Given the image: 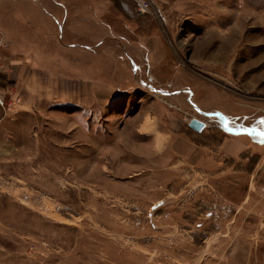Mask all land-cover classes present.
I'll list each match as a JSON object with an SVG mask.
<instances>
[{
	"label": "rangeland",
	"instance_id": "rangeland-1",
	"mask_svg": "<svg viewBox=\"0 0 264 264\" xmlns=\"http://www.w3.org/2000/svg\"><path fill=\"white\" fill-rule=\"evenodd\" d=\"M77 1L0 70V264H264V0Z\"/></svg>",
	"mask_w": 264,
	"mask_h": 264
},
{
	"label": "crops",
	"instance_id": "crops-1",
	"mask_svg": "<svg viewBox=\"0 0 264 264\" xmlns=\"http://www.w3.org/2000/svg\"><path fill=\"white\" fill-rule=\"evenodd\" d=\"M49 5V0H0V35L8 42L7 47L0 48V70L7 76L5 79L15 80L12 76L15 72L23 81L28 67L49 64L50 21L52 19L56 26L63 27L67 20L51 13ZM58 6L80 11L77 0H59ZM1 90L5 89L0 88L2 94ZM249 130L264 132V128L258 127H250ZM235 132L249 134L246 129Z\"/></svg>",
	"mask_w": 264,
	"mask_h": 264
},
{
	"label": "built area",
	"instance_id": "built-area-1",
	"mask_svg": "<svg viewBox=\"0 0 264 264\" xmlns=\"http://www.w3.org/2000/svg\"><path fill=\"white\" fill-rule=\"evenodd\" d=\"M133 6L135 13L139 16L150 15L153 12V1L152 0H129ZM0 93V101H1Z\"/></svg>",
	"mask_w": 264,
	"mask_h": 264
},
{
	"label": "water",
	"instance_id": "water-1",
	"mask_svg": "<svg viewBox=\"0 0 264 264\" xmlns=\"http://www.w3.org/2000/svg\"><path fill=\"white\" fill-rule=\"evenodd\" d=\"M189 126L194 130L201 132L205 128L206 123L203 120L193 117L189 122Z\"/></svg>",
	"mask_w": 264,
	"mask_h": 264
},
{
	"label": "bare ground",
	"instance_id": "bare-ground-1",
	"mask_svg": "<svg viewBox=\"0 0 264 264\" xmlns=\"http://www.w3.org/2000/svg\"><path fill=\"white\" fill-rule=\"evenodd\" d=\"M218 55V54H217ZM218 57V56H217Z\"/></svg>",
	"mask_w": 264,
	"mask_h": 264
}]
</instances>
